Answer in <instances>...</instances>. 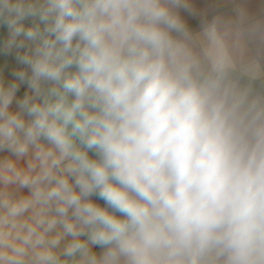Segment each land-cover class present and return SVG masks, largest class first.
I'll list each match as a JSON object with an SVG mask.
<instances>
[{"label":"clouds","instance_id":"obj_1","mask_svg":"<svg viewBox=\"0 0 264 264\" xmlns=\"http://www.w3.org/2000/svg\"><path fill=\"white\" fill-rule=\"evenodd\" d=\"M0 264H264V0H0Z\"/></svg>","mask_w":264,"mask_h":264}]
</instances>
